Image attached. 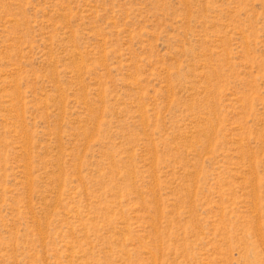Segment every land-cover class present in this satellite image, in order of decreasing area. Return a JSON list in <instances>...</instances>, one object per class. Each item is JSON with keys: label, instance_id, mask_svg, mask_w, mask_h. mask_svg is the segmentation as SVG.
Returning <instances> with one entry per match:
<instances>
[{"label": "rangeland", "instance_id": "374dc122", "mask_svg": "<svg viewBox=\"0 0 264 264\" xmlns=\"http://www.w3.org/2000/svg\"><path fill=\"white\" fill-rule=\"evenodd\" d=\"M0 264H264V0H0Z\"/></svg>", "mask_w": 264, "mask_h": 264}]
</instances>
